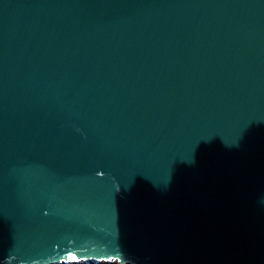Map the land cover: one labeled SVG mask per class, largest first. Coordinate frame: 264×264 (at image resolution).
<instances>
[{
    "label": "water",
    "instance_id": "95a60500",
    "mask_svg": "<svg viewBox=\"0 0 264 264\" xmlns=\"http://www.w3.org/2000/svg\"><path fill=\"white\" fill-rule=\"evenodd\" d=\"M264 264V0H0V264Z\"/></svg>",
    "mask_w": 264,
    "mask_h": 264
},
{
    "label": "rangeland",
    "instance_id": "374dc122",
    "mask_svg": "<svg viewBox=\"0 0 264 264\" xmlns=\"http://www.w3.org/2000/svg\"><path fill=\"white\" fill-rule=\"evenodd\" d=\"M111 264H114V263H111Z\"/></svg>",
    "mask_w": 264,
    "mask_h": 264
}]
</instances>
